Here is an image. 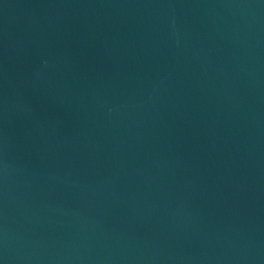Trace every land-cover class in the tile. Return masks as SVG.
I'll use <instances>...</instances> for the list:
<instances>
[{
    "label": "water",
    "instance_id": "1",
    "mask_svg": "<svg viewBox=\"0 0 264 264\" xmlns=\"http://www.w3.org/2000/svg\"><path fill=\"white\" fill-rule=\"evenodd\" d=\"M0 264H264V0H0Z\"/></svg>",
    "mask_w": 264,
    "mask_h": 264
}]
</instances>
